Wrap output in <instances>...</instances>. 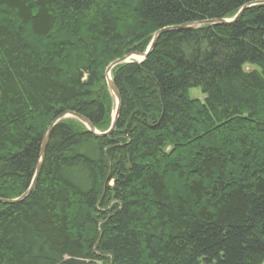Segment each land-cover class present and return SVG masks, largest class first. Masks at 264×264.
<instances>
[{"label":"trees","instance_id":"1","mask_svg":"<svg viewBox=\"0 0 264 264\" xmlns=\"http://www.w3.org/2000/svg\"><path fill=\"white\" fill-rule=\"evenodd\" d=\"M257 1L0 0V199L64 113L109 131L112 63ZM112 80L115 131L58 123L0 203V264H264V5Z\"/></svg>","mask_w":264,"mask_h":264},{"label":"water","instance_id":"2","mask_svg":"<svg viewBox=\"0 0 264 264\" xmlns=\"http://www.w3.org/2000/svg\"><path fill=\"white\" fill-rule=\"evenodd\" d=\"M256 5H264V0L262 1H257L248 5H245L244 7H242V9L237 13V15L233 18V19H213V20H206V21H201V22H195V23H189V24H184L181 26H177V27H169V28H165L162 29L160 31H158L154 36L153 39L151 41L150 46L148 47L147 51L143 54L140 53H131L127 56H125L123 59L118 60L114 63H112L107 71H106V80H107V85H108V89L111 93V95L113 96L114 100H115V112H114V116H113V121H112V125L109 129V131L105 132V133H100L98 132L95 127L93 126V124L85 117L75 113V112H66L63 115H61L60 117H58L53 124L51 125V127L48 129L47 133L44 136L43 142H42V147H41V152H40V159H39V163L37 165L36 168V174L34 177V180L31 184V187L28 189V191L25 192V194H23L20 198L15 199V200H3L0 199V203L2 204H14V203H18L23 201L24 199H26L30 193L32 192V190L34 189L37 179L39 177V174L41 172V168L43 165V161L46 155V151L48 148V144L50 141V137L52 134V131L54 129V127L62 122L63 120H66L68 118H73L76 119L77 121H79L80 123H82L93 135H95L96 137H105V136H109L110 134H112L115 131L118 119H119V115H120V111H121V97L120 94L110 76L111 72L113 71V69L119 65L122 64H126V63H132L133 61H131V59H135L136 62L138 63H142L148 56L149 54L152 52L155 44L157 43L158 39L160 38V36L166 32H170V31H184V30H193V29H198L199 27L202 26H206V25H229L232 23H235L238 19L241 18V16L243 15V13L250 7L256 6ZM138 60V61H137Z\"/></svg>","mask_w":264,"mask_h":264},{"label":"rangeland","instance_id":"3","mask_svg":"<svg viewBox=\"0 0 264 264\" xmlns=\"http://www.w3.org/2000/svg\"><path fill=\"white\" fill-rule=\"evenodd\" d=\"M131 61L136 62L135 59H131ZM137 61H138V60H137ZM137 63H138V62H137ZM246 69H247V70H250L251 68H250L249 66H246ZM110 76H111V78H112V72H111ZM190 96H191V98H199V99H200L201 97H203V94L201 93V91H200L199 89H193V90H191V92H190ZM113 99H114V98H113ZM113 105H115V100H114ZM68 119H70V118H68ZM68 119H66V120H68Z\"/></svg>","mask_w":264,"mask_h":264}]
</instances>
